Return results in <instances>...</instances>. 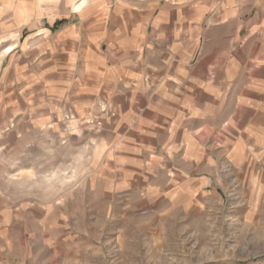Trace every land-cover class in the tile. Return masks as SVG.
<instances>
[{"label": "rangeland", "instance_id": "1", "mask_svg": "<svg viewBox=\"0 0 264 264\" xmlns=\"http://www.w3.org/2000/svg\"><path fill=\"white\" fill-rule=\"evenodd\" d=\"M93 2L37 7L42 18L66 23L84 20ZM215 5L198 42L180 44L194 51L190 68L211 65L217 82L233 69L232 88L216 92L217 112L202 114L201 146L118 139L106 131L104 117L115 113L103 105L85 117L66 108L56 138L25 154L0 146V264H264V0ZM78 60L82 74L84 56ZM154 88L153 102L161 93Z\"/></svg>", "mask_w": 264, "mask_h": 264}, {"label": "crops", "instance_id": "2", "mask_svg": "<svg viewBox=\"0 0 264 264\" xmlns=\"http://www.w3.org/2000/svg\"><path fill=\"white\" fill-rule=\"evenodd\" d=\"M14 1L0 0L6 16L0 20V48L7 57L0 71V146L6 152L25 154L37 142L56 138L66 108L85 117L99 105L115 113L104 124L118 139L137 145L161 136L169 149L201 146L202 114L217 112L216 92L232 88L233 69L225 68L217 82L211 65L190 68L193 50L184 52L180 44L198 42L203 15L217 9L216 0H94L84 6V20L66 23L42 18L39 0ZM104 43L116 44V50L100 49ZM131 43L146 46L126 49ZM82 55L84 71L75 73ZM11 71L17 75L10 77ZM152 87L161 91L154 102ZM10 122L13 130L6 129Z\"/></svg>", "mask_w": 264, "mask_h": 264}]
</instances>
